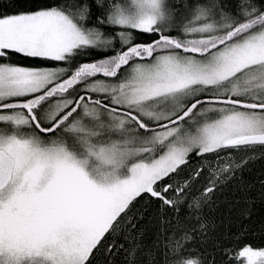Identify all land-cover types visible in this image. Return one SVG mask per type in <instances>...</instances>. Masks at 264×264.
<instances>
[{"label":"snow or ice","instance_id":"1","mask_svg":"<svg viewBox=\"0 0 264 264\" xmlns=\"http://www.w3.org/2000/svg\"><path fill=\"white\" fill-rule=\"evenodd\" d=\"M261 160L264 0H0V264H264Z\"/></svg>","mask_w":264,"mask_h":264},{"label":"trees","instance_id":"2","mask_svg":"<svg viewBox=\"0 0 264 264\" xmlns=\"http://www.w3.org/2000/svg\"><path fill=\"white\" fill-rule=\"evenodd\" d=\"M264 170V160L257 161L253 166L252 176L249 178H253L254 176H258ZM247 175V174H246ZM245 244H249L254 248H264V240L260 238V235L257 233L256 235H250L247 238L241 239L233 245L234 250L241 249ZM243 259V258H241Z\"/></svg>","mask_w":264,"mask_h":264},{"label":"clouds","instance_id":"3","mask_svg":"<svg viewBox=\"0 0 264 264\" xmlns=\"http://www.w3.org/2000/svg\"><path fill=\"white\" fill-rule=\"evenodd\" d=\"M90 162H94L97 166H100L102 168L105 167L104 162L100 159L93 158V161H90Z\"/></svg>","mask_w":264,"mask_h":264}]
</instances>
